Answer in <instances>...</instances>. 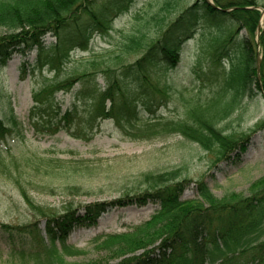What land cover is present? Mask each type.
<instances>
[{"label": "trees", "instance_id": "obj_1", "mask_svg": "<svg viewBox=\"0 0 264 264\" xmlns=\"http://www.w3.org/2000/svg\"><path fill=\"white\" fill-rule=\"evenodd\" d=\"M96 1L0 0V27L9 29L0 37V68L22 46L38 51V59L30 66L33 73H58L77 51L91 55L74 72H80L77 77L50 81L35 91L28 114L35 133L53 136L65 130L90 142L108 120L124 140L153 141L178 135L199 144L215 163L230 159L236 150L245 151V137L227 134L219 126L247 97L254 98L256 90L264 94V30L262 52L255 40L260 18L257 1L212 0L211 5L208 0H196L171 19L177 0H157L150 11L140 14L142 26L124 33L117 48L103 53L95 50L96 35H107L113 13H127L135 0H107L94 9ZM202 27L210 32L204 41L208 65L192 67V77L199 84L178 87L169 72L179 62L181 45L202 33ZM50 32L56 42L47 46L43 38ZM145 42L143 57L125 64L124 56L140 52ZM98 78L104 79L105 89ZM59 91H71L73 97L72 107L64 112L56 101ZM173 102L182 103L183 113L171 117L164 110H170ZM20 126L14 117L7 122L0 116V175L24 191L13 175L21 157L11 154L12 143L25 141ZM64 162L36 155L26 165H34L39 176L51 174ZM83 168L84 160L70 166L73 171ZM32 180L27 183L33 184ZM189 182L180 168L148 171L141 175L140 192L134 196L87 205L84 214L73 207L61 215L41 211L47 218L45 231L38 223L3 225L18 234L11 235L10 255L19 264H81L68 260L87 254L68 242L74 227L96 225L115 208L154 201L161 208L142 225L129 232L97 236L93 249L98 259L84 264H264V178L250 185L249 195L230 191L217 197L200 182L195 199L181 200ZM16 236L20 238L14 240Z\"/></svg>", "mask_w": 264, "mask_h": 264}, {"label": "rangeland", "instance_id": "obj_2", "mask_svg": "<svg viewBox=\"0 0 264 264\" xmlns=\"http://www.w3.org/2000/svg\"><path fill=\"white\" fill-rule=\"evenodd\" d=\"M195 1L177 0L178 6L171 19L176 18ZM256 1L260 18L255 40L258 51L262 52L260 35L264 30V0ZM96 2L94 9L100 8L107 0ZM156 2L157 0H135L127 13L119 15L114 12L112 30L107 35L98 33L93 41L96 52L103 53V50L117 48L124 33L137 30L143 25L141 15L156 6ZM88 20L89 17L84 16L86 23H89ZM8 32V28L0 27V37ZM52 34L50 32L44 36L45 45L51 46L56 42ZM245 34V30L241 31V35ZM209 37L208 28L202 27V33L181 45L179 62L169 72L171 81L178 87L192 86L196 82L199 84L192 77V67L198 63L205 69L208 65L204 41ZM151 40L152 38L149 39V44ZM145 46L146 42L140 52L124 56L125 64L143 57ZM90 57L88 52L77 51L60 72L41 70L33 73L30 66L38 59V51L36 48L27 49L22 46L21 49L14 50L5 67L0 68V116L7 122L14 117L21 124L20 130L25 137L22 143L18 139L12 143L11 153L21 157L19 167L13 175L16 182L22 184L24 191L0 175V264H19L9 252L11 235L18 234L15 229H8L3 225L16 227L38 223L40 229L45 231L47 218L41 211L61 215L73 207L84 214L87 205L110 202L125 195L134 196L140 192L138 183L141 175L148 171L180 168L190 180L181 200L195 199V189L200 182L206 183L217 197L230 191L249 195L250 185L264 178V127H260L264 121V94L258 90L254 98L247 97L241 108L219 126L227 134L245 137V151L236 150L230 159L218 163L199 144L178 135L153 141L124 140L113 132V124L108 120L102 123L101 131L90 142L76 139L65 130L53 136L37 135L28 122L35 91L41 90L50 81H65L75 77L80 72H74L81 70V66ZM97 83L102 90L106 88L104 79L98 78ZM56 101L61 112L71 108V91H59ZM169 109L164 112L171 117L177 112L183 113L181 102H173ZM36 155L66 162L60 163L61 166L49 175L37 176L34 165H26V160L30 157L32 161ZM81 160H84L82 170L70 169L71 165H77ZM30 180L33 184L27 183ZM160 208V204L154 201H149L146 205L129 204L109 210L96 225L74 227L68 242L86 250L87 254L68 260L84 264L98 259V253L93 249V241L97 236L129 232L133 227L148 221ZM18 238L20 237L16 236L14 240Z\"/></svg>", "mask_w": 264, "mask_h": 264}, {"label": "water", "instance_id": "obj_3", "mask_svg": "<svg viewBox=\"0 0 264 264\" xmlns=\"http://www.w3.org/2000/svg\"><path fill=\"white\" fill-rule=\"evenodd\" d=\"M208 2H209L211 5H213V3H212L210 0H208ZM260 67H261V59L259 58V59H258V78H260Z\"/></svg>", "mask_w": 264, "mask_h": 264}]
</instances>
